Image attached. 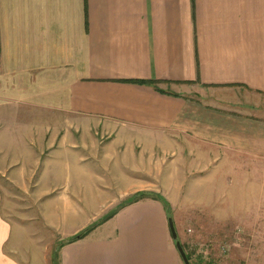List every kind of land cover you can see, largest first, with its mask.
<instances>
[{
    "label": "crops",
    "instance_id": "crops-1",
    "mask_svg": "<svg viewBox=\"0 0 264 264\" xmlns=\"http://www.w3.org/2000/svg\"><path fill=\"white\" fill-rule=\"evenodd\" d=\"M185 141L252 160L264 205V0H0V264H51L96 203L116 210L58 264H183L163 204L123 197L150 187L135 149Z\"/></svg>",
    "mask_w": 264,
    "mask_h": 264
},
{
    "label": "rangeland",
    "instance_id": "rangeland-1",
    "mask_svg": "<svg viewBox=\"0 0 264 264\" xmlns=\"http://www.w3.org/2000/svg\"><path fill=\"white\" fill-rule=\"evenodd\" d=\"M110 136L103 131L97 133L103 147L108 145ZM138 148L133 153V163L142 161V165L151 171L148 175L150 187L144 192L160 196L167 202L166 217L172 218L177 239L185 253L191 256L190 264H264V205H252V185L254 179L260 178L253 175L252 160L237 159L235 155L227 158L226 152L210 144L186 141L181 142L179 151L175 149L166 156H149V159L140 160ZM106 150L102 151L103 155L110 154ZM43 161L44 158L40 165H44ZM123 184L119 180L116 185ZM247 186L250 190L245 193L237 190ZM10 193L16 195L15 203L12 209L6 206L5 215L13 218L27 216L30 200L27 192L15 190ZM115 193L105 191L101 193V199H111ZM138 193L140 191L126 195L124 201ZM244 195L251 197L244 199ZM105 205L103 203L100 207L96 203L86 212V221L92 219L89 225L116 210L110 203ZM35 227L50 245L49 233L40 223ZM97 233L99 231L95 235ZM101 233L104 234L105 230ZM52 236L55 240L53 250L60 241L55 239V234ZM49 255L51 261L52 253L46 254L47 259Z\"/></svg>",
    "mask_w": 264,
    "mask_h": 264
},
{
    "label": "trees",
    "instance_id": "trees-1",
    "mask_svg": "<svg viewBox=\"0 0 264 264\" xmlns=\"http://www.w3.org/2000/svg\"><path fill=\"white\" fill-rule=\"evenodd\" d=\"M141 198L142 199H144V198H152V199L159 200L163 204L164 209L167 212V208H168L167 202L163 198H161L160 196H157V195H154V194H151V193H147V192H140V193H138L137 195L134 196V198L128 200L127 203L129 204V203L138 201ZM113 214H114V210L111 213H109L108 215H106L103 219H101L100 221H98L97 223L91 224L90 226H88L84 230L80 231L78 233V235L76 234L73 237L67 238V240L62 241V242H59L57 245H55L54 249L51 252L52 253V255H51L52 256V259H51L52 264H58V252H56V251H58V248L61 245H63L64 243H69V242H73V241H76V240L80 239L81 237H83L84 235H86L91 229H93L96 226V224H98V223L106 220L107 218H109ZM186 255H187V258H188L187 260L191 259V256L189 255V253H186Z\"/></svg>",
    "mask_w": 264,
    "mask_h": 264
},
{
    "label": "water",
    "instance_id": "water-1",
    "mask_svg": "<svg viewBox=\"0 0 264 264\" xmlns=\"http://www.w3.org/2000/svg\"><path fill=\"white\" fill-rule=\"evenodd\" d=\"M166 222H167V225H168V230L170 232L169 235H171L172 239L175 240V242H174L175 246L174 247L178 251V254H179L180 258H181L180 260H182V262L184 264H190L189 260H187L188 259L187 255H186V253H185L180 241L177 239V235H176L177 232H176L174 224L172 222V218L170 216H168Z\"/></svg>",
    "mask_w": 264,
    "mask_h": 264
}]
</instances>
